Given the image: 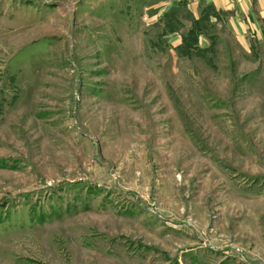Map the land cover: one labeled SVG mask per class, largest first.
<instances>
[{
	"label": "rangeland",
	"instance_id": "1",
	"mask_svg": "<svg viewBox=\"0 0 264 264\" xmlns=\"http://www.w3.org/2000/svg\"><path fill=\"white\" fill-rule=\"evenodd\" d=\"M169 1L0 0V264H264V24Z\"/></svg>",
	"mask_w": 264,
	"mask_h": 264
},
{
	"label": "crops",
	"instance_id": "2",
	"mask_svg": "<svg viewBox=\"0 0 264 264\" xmlns=\"http://www.w3.org/2000/svg\"><path fill=\"white\" fill-rule=\"evenodd\" d=\"M158 8V16L173 14L172 21L180 23L179 30L187 29L182 34L172 32L174 44L181 46L192 36L193 47L201 50L212 47L215 40L206 35L212 29L226 28L237 39L246 40L251 33L259 35L264 24V0H170L158 3Z\"/></svg>",
	"mask_w": 264,
	"mask_h": 264
}]
</instances>
